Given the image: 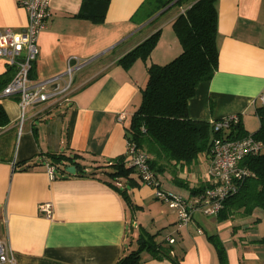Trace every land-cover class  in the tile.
I'll list each match as a JSON object with an SVG mask.
<instances>
[{
	"label": "crops",
	"instance_id": "0c3cea01",
	"mask_svg": "<svg viewBox=\"0 0 264 264\" xmlns=\"http://www.w3.org/2000/svg\"><path fill=\"white\" fill-rule=\"evenodd\" d=\"M18 1L0 0V29L27 25V11ZM146 1L109 0L104 21L93 22L75 16L82 0H50L51 17L38 37L33 78L61 73L71 55L87 59L74 75L71 101L30 106L20 129L17 99L0 97L10 118L0 127L1 235L18 264H115L136 248L141 228L156 233L158 242L175 237L181 264H219L208 240L213 233L222 240L229 264H264V247L253 242L264 234L263 209L225 220L196 211L186 226H178L175 209L154 195V187L135 168L130 176L138 184L127 188L132 205L110 184L127 185L124 176H109L106 165L126 153V134L148 66L166 63L182 50L172 27L182 9L168 3L154 10L163 0ZM216 8L218 67L197 84L188 115L207 121L212 137L213 120L237 113L251 133L258 126L248 123L257 116L256 98L264 89V0H217ZM157 29L159 39L146 60L138 58L128 69L116 62ZM8 67L0 59V74ZM48 152L79 153L78 160L94 174L56 171L50 176ZM23 159L29 161L15 165ZM209 164L210 146L189 163L164 164L157 174L159 187L192 195L191 187L211 184ZM43 201L51 202L52 217L39 212ZM141 255L138 264H171L147 251Z\"/></svg>",
	"mask_w": 264,
	"mask_h": 264
},
{
	"label": "trees",
	"instance_id": "16d2710c",
	"mask_svg": "<svg viewBox=\"0 0 264 264\" xmlns=\"http://www.w3.org/2000/svg\"><path fill=\"white\" fill-rule=\"evenodd\" d=\"M148 1L154 2L147 0L146 3ZM171 1L173 0L157 3L154 10ZM108 3L109 0H82L75 16L102 22L106 16ZM216 3L217 0H175L172 5L186 6L172 22L182 50L168 62L151 63L147 68L148 79L141 90V102L132 113L126 138L149 154V164L156 176L158 172L163 171L164 164L172 161L191 162L200 152L208 150L213 137L219 135L213 131L211 137L207 121L193 119L188 115V100L194 95L197 84L209 79L218 67ZM159 36L160 30L157 29L122 54L116 62L128 69L136 59L146 60ZM13 73V67H8L0 74V90ZM30 76L33 77V70ZM255 112L259 126L251 134L262 141L263 149L243 159L242 164L249 168L250 173L241 181L237 190L224 200L222 209L216 214L218 220L228 219L234 213L249 215L255 208L264 210V105H257ZM9 121L10 118L0 103V127ZM248 133L250 132L239 121L231 127L228 136L236 138ZM80 156L79 153L69 155L63 152L47 153L48 162L55 166V173L59 171L61 175L94 174V171H86V166L78 160ZM28 161L29 159L15 161V165ZM68 165H74L75 170L73 172L66 170ZM106 166H109L106 172L112 178L121 176L126 178L125 187L110 184L120 191L128 205H132L127 188L128 185L138 184L130 176L135 170L134 167L125 165V154L114 157ZM203 188L204 186L191 187L190 193L196 194ZM155 237L156 233L141 228L136 238V248L118 258L115 264H138L143 251L149 252L157 259H169L171 264H181L182 253L170 252L175 248L174 244L168 243L167 239L158 242ZM208 240L216 249L219 264H229L226 248L218 235L209 234ZM253 242H258L264 247V234L253 239Z\"/></svg>",
	"mask_w": 264,
	"mask_h": 264
},
{
	"label": "built area",
	"instance_id": "2783aa9c",
	"mask_svg": "<svg viewBox=\"0 0 264 264\" xmlns=\"http://www.w3.org/2000/svg\"><path fill=\"white\" fill-rule=\"evenodd\" d=\"M18 2L26 9L28 21L23 29L15 30L10 26L0 29V59L5 60L7 65L14 69L12 77L0 90V97L17 99L21 129L30 106L42 103L63 105L71 101L74 75L87 63V59L71 55L66 59V67L61 73L43 79L31 77L30 72L39 53L38 37L47 27L51 17L50 0ZM256 100L264 105V89ZM118 117L123 118L124 114L120 112ZM239 121L237 113L213 120L212 131L219 135L214 136L210 144V164L207 172L211 184L189 196L160 188L156 173L149 164V154L128 141L126 163L137 170L144 183L154 187V195L158 199L175 209L178 226H186L196 211L205 215H216L222 209L224 200L233 194L245 176L249 175V168L242 164V161L247 155L260 152L263 143L251 133L242 137H229L231 127ZM46 166L49 175L54 177L55 166L49 162H46ZM38 209L41 214L52 217L50 201L40 202ZM3 222L0 220V264H18L14 250L1 235ZM166 239L170 244L176 241L171 235H167ZM170 252L173 254L174 249Z\"/></svg>",
	"mask_w": 264,
	"mask_h": 264
},
{
	"label": "rangeland",
	"instance_id": "374dc122",
	"mask_svg": "<svg viewBox=\"0 0 264 264\" xmlns=\"http://www.w3.org/2000/svg\"><path fill=\"white\" fill-rule=\"evenodd\" d=\"M185 4V3H184ZM183 4V5H184ZM186 4H187V1H186ZM185 4V5H186ZM183 5H181L182 7H177V10H181V9H183L185 6H183ZM185 9V8H184ZM248 125L250 126V127H252V126H254L255 125V128H257V126H259V119H258V117L256 116V117H253L251 120H250V122L248 123ZM264 213V212H263ZM208 216V215H207ZM262 221L264 222V218L262 219Z\"/></svg>",
	"mask_w": 264,
	"mask_h": 264
},
{
	"label": "water",
	"instance_id": "95a60500",
	"mask_svg": "<svg viewBox=\"0 0 264 264\" xmlns=\"http://www.w3.org/2000/svg\"><path fill=\"white\" fill-rule=\"evenodd\" d=\"M174 1H175V0L171 1L170 3L172 4ZM180 12H182V10H181ZM66 170H68V171H70V172H73V171L75 170V167H74V165H68V166L66 167Z\"/></svg>",
	"mask_w": 264,
	"mask_h": 264
}]
</instances>
